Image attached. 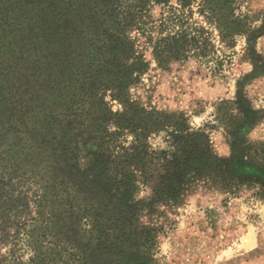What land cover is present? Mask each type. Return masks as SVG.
<instances>
[{
    "label": "rangeland",
    "instance_id": "rangeland-1",
    "mask_svg": "<svg viewBox=\"0 0 264 264\" xmlns=\"http://www.w3.org/2000/svg\"><path fill=\"white\" fill-rule=\"evenodd\" d=\"M202 1L213 7V21L200 14ZM184 11L193 31L211 37L210 54L162 68L141 37L149 69L121 99L106 97L107 123L70 122L71 114L60 110L37 136L9 129L0 118L1 165L7 174L25 173L23 188L38 205L19 236L0 244V264H129L122 245L134 249L130 235L162 222V263L217 264L251 228L262 243L246 255L250 264H264V177L256 168L244 177H218L219 165L226 170L233 157H245L247 170L254 156L264 168L258 150L264 146V0H194ZM220 22L234 45L222 42ZM244 121L235 132L233 125ZM197 129L215 157L217 177H188L177 204L150 209L167 174L179 176L175 166L188 149L183 137ZM120 207L131 214L121 212L117 220Z\"/></svg>",
    "mask_w": 264,
    "mask_h": 264
},
{
    "label": "trees",
    "instance_id": "trees-1",
    "mask_svg": "<svg viewBox=\"0 0 264 264\" xmlns=\"http://www.w3.org/2000/svg\"><path fill=\"white\" fill-rule=\"evenodd\" d=\"M173 1L180 9L171 4ZM193 1L0 0V118L6 119L9 129L36 135L62 115L60 110L71 114L70 122L107 123L112 111L106 97H111V103L121 99L149 69L150 62L139 43L141 37L162 68L191 54H210L211 37L204 29L193 31L187 22L193 11L186 14L184 10ZM157 8L158 17L154 16ZM199 11L213 21L210 3L202 1ZM218 28L222 42L234 45L229 27L220 22ZM248 123L232 128L236 126L239 133ZM201 131L183 137L188 149L182 151L180 165L175 166L179 176L167 174L164 186L150 199V209L157 212L163 204H177L180 191L191 181L188 177H217L213 173L215 157L204 147ZM258 150H264V146ZM255 158L251 156L247 170L245 157L229 159L226 170L219 165L218 177H244L255 168L254 172L264 177V168L254 164ZM3 161L0 153V244L19 236L37 202L36 196H29L28 188H23L28 184L24 182L25 173L17 168L7 174ZM120 209L114 212L117 220L121 212H131L129 207ZM155 224L150 233L130 235L134 249L129 242L122 245L129 264H165L157 254L159 237L167 223Z\"/></svg>",
    "mask_w": 264,
    "mask_h": 264
},
{
    "label": "crops",
    "instance_id": "crops-1",
    "mask_svg": "<svg viewBox=\"0 0 264 264\" xmlns=\"http://www.w3.org/2000/svg\"><path fill=\"white\" fill-rule=\"evenodd\" d=\"M246 237L250 238L248 243L245 242ZM261 243L262 242H260V244ZM260 244L254 232L251 231V228H248V231L246 230L240 242L230 246L229 249H232V253H229L227 256L222 255V257H220L221 261L217 259L216 262H218L217 264H250V257L246 254L256 250L258 247L260 248Z\"/></svg>",
    "mask_w": 264,
    "mask_h": 264
},
{
    "label": "bare ground",
    "instance_id": "bare-ground-1",
    "mask_svg": "<svg viewBox=\"0 0 264 264\" xmlns=\"http://www.w3.org/2000/svg\"><path fill=\"white\" fill-rule=\"evenodd\" d=\"M250 236V235H249ZM250 241L249 237H246L245 242L248 243ZM251 243V242H250Z\"/></svg>",
    "mask_w": 264,
    "mask_h": 264
}]
</instances>
